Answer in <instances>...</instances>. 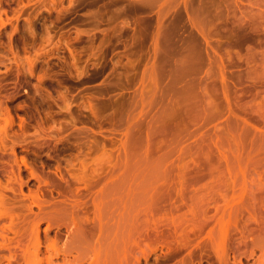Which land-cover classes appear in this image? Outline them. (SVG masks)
<instances>
[{
	"label": "bare ground",
	"instance_id": "bare-ground-1",
	"mask_svg": "<svg viewBox=\"0 0 264 264\" xmlns=\"http://www.w3.org/2000/svg\"><path fill=\"white\" fill-rule=\"evenodd\" d=\"M209 2L204 29L211 48L209 102L213 113L212 117L209 114L211 118H207L211 119L212 126L209 127L207 137L209 142L206 138V145L204 141L202 144L197 142L200 154L206 158L200 157L195 149L198 155V160L193 158L196 160L195 164L183 162L184 164L179 166L181 168H178L180 181L177 176L175 180L180 182L179 185L175 184L178 189H173L170 187L172 184L162 181L158 186L162 187V190H156L157 194L153 192L155 195H152L150 200L145 199L148 202H145L146 206L142 212L138 211L137 221L135 216V224L126 222L128 225L125 224L127 228L124 225V229L128 230H123L128 240L138 233L142 235L143 231L146 232L147 239L152 240L151 244L146 240V235L145 239H142V235L140 240L137 238L138 246L131 243L129 245L134 244L133 249L128 248V251V242L124 241L126 258L130 251L134 256V250L139 245L143 246L146 241L148 245L155 247L151 249L155 251H152L155 258L151 264H238L237 262L241 263L242 257L252 258L255 254L257 256V251H260L259 258L264 263V0ZM1 107L0 264H42L43 261L52 263L56 258H61L62 264H84L89 259V264H95L98 262V250L90 252L85 247L84 252L78 242H81V245H90V240L91 245L93 241L95 244L99 243L105 227L108 226L106 215L109 212L110 215L115 214L114 207H118V196L116 198L115 195L120 188L117 183L122 179L117 175L122 166V161L119 163L121 155L118 157L120 169L117 170L116 159L112 160L115 151L103 150L104 152L100 153L102 141L100 143V140H93L92 146H88V151L82 149L85 151L83 152L80 144L76 149L82 152L76 151V155L72 153L74 156H64L60 148L67 144L64 142V145L60 148L59 146L65 134L69 135L65 138L72 136L71 139L81 141L88 136L86 129L73 125L74 121H71L72 128L65 125L69 126L70 130L64 126L63 132L54 134L48 126L46 127L42 117H37L38 111L34 113L31 108L28 109L27 119L15 128L14 121L10 116H4L6 113ZM201 119L198 118L194 122L197 124ZM201 136H198L199 140ZM89 140H86L87 143L91 142ZM83 145L85 146V143ZM69 149L71 150V147ZM185 150L181 153L188 152ZM127 153L129 152L122 153V156L128 157L130 153ZM130 157L131 155L128 159ZM123 161L126 162L127 159ZM128 162L124 164L125 168ZM125 173V177L120 175L126 178L128 183V177L131 175ZM123 196L125 195L120 198ZM131 202L135 207L143 204L141 201L137 205L133 200ZM128 204L130 203L127 201L124 203V209L128 208ZM132 206L130 205L131 211L135 209L131 208ZM125 213L126 211L123 212L124 215ZM110 215L109 217H112ZM109 217L106 219L108 222ZM125 219L127 220L124 218V221ZM42 224H46L44 229H41ZM121 225L123 226V223ZM51 231L53 237H50ZM119 232L121 231L118 230V235L121 234ZM107 235L108 233L105 236ZM114 238L113 240H116ZM142 240L145 241L141 243ZM121 246L123 247V243ZM100 251L103 250L100 248ZM117 252L119 253V249ZM101 253L100 256H103L104 253ZM145 254H148V251ZM132 256L127 258V261L124 260L125 264H131L134 259ZM147 257L149 258L150 254ZM111 259L113 260L112 257ZM148 262L150 260L146 263ZM257 262L261 264L260 261ZM114 263L116 264V261Z\"/></svg>",
	"mask_w": 264,
	"mask_h": 264
},
{
	"label": "rangeland",
	"instance_id": "rangeland-1",
	"mask_svg": "<svg viewBox=\"0 0 264 264\" xmlns=\"http://www.w3.org/2000/svg\"><path fill=\"white\" fill-rule=\"evenodd\" d=\"M209 1L0 0V107L2 105L1 109L6 113L4 116H10L15 128H18L27 119L28 109L31 108L34 113L38 111L37 117L41 116L46 127L54 134L63 132L65 125L86 129L88 136L84 140L90 139L91 144L74 138L71 141L72 136L65 138L68 135L65 134L59 146L64 145V142L68 145L60 148L64 156L70 157L72 153L76 155L79 151H88L93 140H100V143L102 141L104 148L99 145L102 148L99 147L100 153L103 150H114L113 155H117L112 160L116 159L117 170L121 168L122 171L117 172V175L122 179L117 183L120 185V188L117 186L120 196L116 194L117 191L114 194L120 199H116V212L114 211V215H110V212L106 215L107 218L112 216L109 217V222L105 218L106 225L111 227H105L102 239L97 244L93 241L91 245V240L88 242L90 245L78 242L84 252L85 247L90 252L98 250L99 263L95 264H115V261L116 264H125L133 253L128 252L131 256L128 254L126 258V242L128 251V248L133 249L135 243L138 246V239L142 235V239H145L146 235L143 231L142 235L138 233L140 236L136 234V237L128 240L126 232L124 233V230H128L124 229L126 222L135 224L139 219L138 213L143 211L148 202L145 199L150 200L155 195L153 192H160L162 187L158 186L163 182L172 184L170 187L177 190L180 183L179 166L183 162L194 165L198 160L196 152L200 154L201 151L197 148V142L202 144L204 141L205 145L209 142L207 137L212 123L208 118L213 113L209 102L211 48L204 29ZM65 104L69 107L64 106ZM198 118L202 119L196 124L194 121ZM71 121H74L73 125ZM69 126L64 128L69 129ZM198 136H201L200 140ZM79 145L85 151L77 150ZM70 147L75 151L71 152ZM182 149L188 151V154L181 153L184 152ZM125 152L130 153H127L131 155L130 160L129 155H124ZM204 156L200 154V157ZM122 157L123 160L127 159L126 162L129 161L127 168ZM118 160L119 163L122 161V166ZM125 172L128 176L131 175V178L126 176L129 178L128 183L122 177ZM176 176L178 182L175 181ZM176 183L178 184L175 185ZM122 195L125 196L120 198ZM139 199L143 204L146 203L132 206L131 201L137 200V205L140 203ZM126 201L130 204L124 209ZM130 205L131 208L135 207L133 211L130 210ZM124 211L127 215L123 214ZM128 211L133 213L129 214ZM121 215L127 220L124 221ZM134 219L136 221L133 222ZM45 227L46 224H42L41 229ZM117 229L121 234L118 235ZM107 233L111 237L105 236ZM49 234L50 237L54 236L52 231ZM147 238L146 235V240L152 244V240ZM131 243L134 244L129 245ZM145 243L147 246L141 245L143 248L140 245V248L134 246L137 247L134 252L139 250L140 254L134 253L131 264H147V260H150L148 264L154 263L155 251L151 249L155 247L148 245L146 241ZM146 250L153 260L147 257ZM101 252L104 253L103 256H100ZM257 252V256L242 257L240 262L259 264L257 261H260L264 264L259 258L260 251ZM231 259L230 257V261ZM134 260L138 262L135 263ZM90 261L91 259L84 264H89ZM42 264H62V259H53L52 263L43 261Z\"/></svg>",
	"mask_w": 264,
	"mask_h": 264
}]
</instances>
